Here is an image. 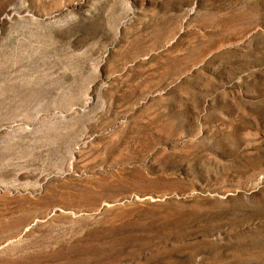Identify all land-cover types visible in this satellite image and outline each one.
Segmentation results:
<instances>
[{"label": "rangeland", "instance_id": "1", "mask_svg": "<svg viewBox=\"0 0 264 264\" xmlns=\"http://www.w3.org/2000/svg\"><path fill=\"white\" fill-rule=\"evenodd\" d=\"M0 264H264V0H0Z\"/></svg>", "mask_w": 264, "mask_h": 264}]
</instances>
